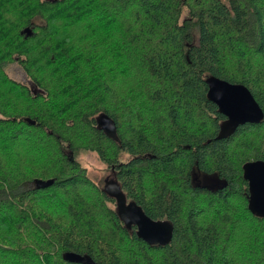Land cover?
<instances>
[{"label": "trees", "instance_id": "obj_1", "mask_svg": "<svg viewBox=\"0 0 264 264\" xmlns=\"http://www.w3.org/2000/svg\"><path fill=\"white\" fill-rule=\"evenodd\" d=\"M8 60L35 92L6 76ZM211 75L245 85L264 113V0H0V264H90L66 252L93 264H264V217L249 211L242 176L264 161V117L217 139ZM100 113L118 142L97 128ZM82 147L172 224L168 244L123 225L76 159Z\"/></svg>", "mask_w": 264, "mask_h": 264}, {"label": "water", "instance_id": "obj_2", "mask_svg": "<svg viewBox=\"0 0 264 264\" xmlns=\"http://www.w3.org/2000/svg\"><path fill=\"white\" fill-rule=\"evenodd\" d=\"M21 33L26 37L32 35V29L25 27ZM207 85L206 96L213 102L225 119L219 124L217 139H224L231 136L235 130L244 124L259 123L264 113L257 101L254 99L250 90L243 84L231 83L216 76L205 78ZM34 86V85H33ZM35 88V86H34ZM29 124H34L29 118H24ZM96 126L107 137L118 142L115 122L105 113H100L96 117ZM242 176L247 182L248 188V209L257 216L264 217V161H247L242 165ZM53 179L36 180L37 187L51 185ZM219 181H216L218 187ZM214 185V186H215ZM213 186V187H214ZM212 189V186H207ZM102 190L115 200L116 213L124 226L135 227L138 238L148 245L164 246L168 244L173 235V226L167 220H155L150 218L134 200H129L121 189L116 179H106ZM63 258L69 262L90 263L89 257L82 256L74 252H66Z\"/></svg>", "mask_w": 264, "mask_h": 264}, {"label": "rangeland", "instance_id": "obj_3", "mask_svg": "<svg viewBox=\"0 0 264 264\" xmlns=\"http://www.w3.org/2000/svg\"><path fill=\"white\" fill-rule=\"evenodd\" d=\"M35 22L39 23L40 20L36 19ZM6 62L8 63L4 65V70L8 78L16 82L31 86L34 92L37 90L36 87L34 88L33 84L30 81V78L26 75V73L18 63L11 62L10 60ZM82 144L88 146L89 143L85 142ZM64 149L67 153L70 152L68 148L65 147ZM119 157L123 160L127 159L128 155L126 153H120ZM76 159L78 160L80 165L86 169L88 177L101 188L104 187L106 179L110 180L114 177L107 164L101 161L97 153L90 150L89 148L82 147L80 150H78Z\"/></svg>", "mask_w": 264, "mask_h": 264}, {"label": "flooded vegetation", "instance_id": "obj_4", "mask_svg": "<svg viewBox=\"0 0 264 264\" xmlns=\"http://www.w3.org/2000/svg\"><path fill=\"white\" fill-rule=\"evenodd\" d=\"M110 170H111V172L113 173V169L110 168ZM113 175H114V173H113ZM113 178H114V177H113ZM114 179H115V178H114ZM214 183L216 184V181H215V180H209V181H206V182H205V184H206L207 186L212 185V187H213Z\"/></svg>", "mask_w": 264, "mask_h": 264}]
</instances>
